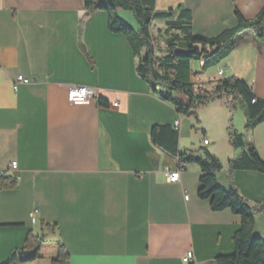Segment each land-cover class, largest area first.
Wrapping results in <instances>:
<instances>
[{
  "label": "crops",
  "instance_id": "obj_1",
  "mask_svg": "<svg viewBox=\"0 0 264 264\" xmlns=\"http://www.w3.org/2000/svg\"><path fill=\"white\" fill-rule=\"evenodd\" d=\"M179 6L191 13L192 34L212 39L238 26L236 10L255 20L264 0H156L157 12ZM125 13L118 10L127 21ZM108 20L104 11L88 15L83 0H0V179L17 182L13 190L0 184V263L22 251L31 233L44 237L41 258L19 264H51L56 242L69 264H218L233 254L241 219L213 212L198 197L199 167L152 143L153 128L179 122V151L189 153L181 146L192 123L161 99L160 86L154 92L141 78L139 58ZM158 22L151 33L163 57L167 21ZM221 64L222 78L236 77L264 99V49L252 39ZM20 77L32 84L15 89ZM72 87L97 90L109 106L70 103ZM221 105L216 124L227 130L231 118L264 160V123L248 131L240 110L229 117ZM229 149L219 185L264 205L263 174L237 171L229 180L228 162L241 154ZM175 171L179 182L170 183ZM253 235L264 239V213L255 216Z\"/></svg>",
  "mask_w": 264,
  "mask_h": 264
},
{
  "label": "trees",
  "instance_id": "obj_2",
  "mask_svg": "<svg viewBox=\"0 0 264 264\" xmlns=\"http://www.w3.org/2000/svg\"><path fill=\"white\" fill-rule=\"evenodd\" d=\"M85 11L89 15L104 11L108 14V29L111 33L124 35L132 48L135 57L139 58L137 71L150 88L161 89L159 96L167 103L172 104L177 113L184 117H196L197 111L207 107L214 101H222L235 111V106L229 99L237 96L242 101L244 114L247 118L246 129L255 130L264 123V99L258 98L253 90L236 77L223 78L213 83L211 90L205 84L192 82L194 61L202 62V69L207 71L224 62L241 44L252 39L261 53L264 49V7L253 21H246L236 10L235 15L238 26L223 32L216 38H206L192 34L191 13L179 6L168 12L156 11V0H83ZM233 3L236 0H232ZM118 10L131 13L137 22L138 30L118 15ZM176 16V18H174ZM167 21V28L163 33L166 46L165 56L157 55L156 39L151 33L153 22ZM177 49L189 50L191 53L185 57L175 54ZM214 54L203 57L211 52ZM145 56L142 57V53ZM207 86V85H206ZM162 87V88H161ZM179 94L186 102L173 98ZM100 106L108 107L106 100L97 98ZM228 129L229 144L241 154L228 162V178L233 182V174L237 171L257 172L264 175V160L260 157L254 145L248 143L243 134L238 133L230 120ZM152 143L179 159L181 165L195 164L201 171L198 197L209 201L213 212L230 210L241 219L239 230L233 236L234 252L231 255L217 258L218 264H264V239L253 235L255 216L264 213V205L250 204L240 192L232 185L229 190L223 189L217 180L216 174L223 170L222 162L209 152L203 157H196L193 153H180V133L170 125L159 126L151 131ZM3 189L13 190L17 182L0 179ZM50 232L53 226H46ZM44 237L33 236L31 233L25 241L23 250L37 248L34 260L41 258ZM57 255L51 264H69L70 255L64 245L56 242ZM33 260V261H34ZM18 253L0 264H19Z\"/></svg>",
  "mask_w": 264,
  "mask_h": 264
},
{
  "label": "rangeland",
  "instance_id": "obj_3",
  "mask_svg": "<svg viewBox=\"0 0 264 264\" xmlns=\"http://www.w3.org/2000/svg\"><path fill=\"white\" fill-rule=\"evenodd\" d=\"M124 18L128 22H130L135 29H137L138 27L137 22L135 21L131 13L128 12L125 13ZM158 21H162V20L155 21V26L159 24ZM223 68L224 67H222V64H220L216 67L208 69L207 71H204L202 69V62L194 61L192 63L193 79L196 81V84L199 85L205 84V88L207 90H211L214 82L223 79L221 76H219V71L221 70L223 71ZM173 98L175 100L181 101V98H179V94H173ZM229 102L234 104L236 109L240 110L243 118H246V116L244 117V110L242 107L243 104L239 97L237 96L231 97L229 99ZM223 103L224 102L222 101H214L213 103H210L207 107L198 110L197 111L198 120L194 116L187 117L192 123V129L190 136L186 137L182 142L181 148L183 152L186 151H188L189 153L191 152L196 157H203L205 152H209L210 154L218 158L222 162V164H224L225 161L224 159L225 157H227L226 156L227 154L225 155L224 149L225 150L227 149L228 150L227 152H230L228 129L230 128L231 125L230 123L228 124L227 130H225L224 127L218 126V124H216L214 120V114H213V110L217 106H222L221 104ZM230 114L229 117L232 116V112ZM235 130L237 131V129ZM205 140H207V142H210V145H208V143L205 144ZM232 150L234 149L232 148Z\"/></svg>",
  "mask_w": 264,
  "mask_h": 264
},
{
  "label": "built area",
  "instance_id": "obj_4",
  "mask_svg": "<svg viewBox=\"0 0 264 264\" xmlns=\"http://www.w3.org/2000/svg\"><path fill=\"white\" fill-rule=\"evenodd\" d=\"M158 55V54H157ZM223 74V71L221 70L219 72V76H221ZM32 81L31 80H27L24 79L22 77L18 78L15 84V89L18 88L19 85H31ZM98 98V91L92 88H87V87H72L69 89L68 92V101L72 104H84L87 103L89 100L92 99H97ZM179 122L175 123V128L177 129L179 127ZM208 142L205 141V144H207ZM16 167V163L12 164L11 168ZM1 177L5 176L4 173L0 174ZM179 178H180V172L179 171H175V172H171L170 176H169V182L170 183H177L179 182ZM188 199V198H187ZM36 214L37 211H34L31 214V218L33 220V222L36 221ZM194 260L193 254L189 253L186 257H185V262L190 263Z\"/></svg>",
  "mask_w": 264,
  "mask_h": 264
},
{
  "label": "water",
  "instance_id": "obj_5",
  "mask_svg": "<svg viewBox=\"0 0 264 264\" xmlns=\"http://www.w3.org/2000/svg\"><path fill=\"white\" fill-rule=\"evenodd\" d=\"M215 51L205 55L203 57V59H207L209 57H211L214 54ZM191 53V51L189 50H183V49H177L175 51V54L178 57H185L187 55H189ZM36 252H37V248L33 249V250H22L20 252H18V260L20 263H27V262H31L35 259L36 257Z\"/></svg>",
  "mask_w": 264,
  "mask_h": 264
}]
</instances>
